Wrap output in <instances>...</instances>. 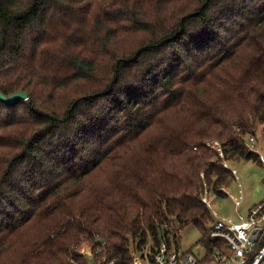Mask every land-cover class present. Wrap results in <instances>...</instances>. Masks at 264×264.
<instances>
[{"label":"trees","instance_id":"trees-1","mask_svg":"<svg viewBox=\"0 0 264 264\" xmlns=\"http://www.w3.org/2000/svg\"><path fill=\"white\" fill-rule=\"evenodd\" d=\"M0 89L29 93L0 99V264H84L97 236L132 264L177 225L220 246L206 141L260 162L264 0H0Z\"/></svg>","mask_w":264,"mask_h":264},{"label":"built area","instance_id":"built-area-1","mask_svg":"<svg viewBox=\"0 0 264 264\" xmlns=\"http://www.w3.org/2000/svg\"><path fill=\"white\" fill-rule=\"evenodd\" d=\"M206 145L215 151L216 157L231 171V175L238 180L240 186L239 195H234L229 192L226 183L214 190L207 180L204 182L202 201L214 215L211 236L222 241V244L219 242L220 246L210 249L205 247L203 255L195 254L194 251H181L179 242L176 244L174 240H180L179 225L170 229V225L165 223L164 227L170 229V239L162 238L158 244H155L154 238L150 235L143 243L140 242V238L131 239L132 264H264V198L251 206L247 213L240 211L238 218L220 217L213 208L211 192L218 191L231 195L236 206L240 208L244 198L243 184L238 169L229 163L222 142L213 138L207 140ZM247 145L251 150L258 152L259 160L264 165V150L260 148L256 134L248 136ZM201 176L204 178V173ZM83 242L75 248L82 255L84 264H118L115 258L109 257L104 251L103 238L97 236L94 241ZM71 261L73 264L79 263L77 258Z\"/></svg>","mask_w":264,"mask_h":264},{"label":"rangeland","instance_id":"rangeland-1","mask_svg":"<svg viewBox=\"0 0 264 264\" xmlns=\"http://www.w3.org/2000/svg\"><path fill=\"white\" fill-rule=\"evenodd\" d=\"M258 144L264 150V124H260L257 129ZM229 163L235 166L239 171V176L243 184V201L238 208L231 195L212 191L213 208L218 212L220 217L233 216L238 218L239 212L247 213L248 209L255 203L264 198V165L252 158L241 157L238 159H229ZM226 181L229 192L239 195V184L231 174ZM180 229V250L194 251L195 254L203 255L205 253V244L200 241L201 233L195 225L179 226ZM85 243V242H83ZM81 243V244H83Z\"/></svg>","mask_w":264,"mask_h":264},{"label":"water","instance_id":"water-1","mask_svg":"<svg viewBox=\"0 0 264 264\" xmlns=\"http://www.w3.org/2000/svg\"><path fill=\"white\" fill-rule=\"evenodd\" d=\"M29 96L28 91H17L14 93H11L9 96H7L1 89H0V99L6 103L15 102L19 99H27Z\"/></svg>","mask_w":264,"mask_h":264}]
</instances>
